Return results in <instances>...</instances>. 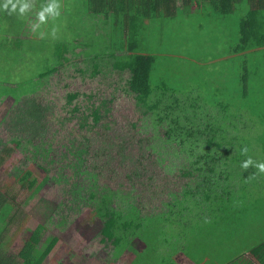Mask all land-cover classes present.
Here are the masks:
<instances>
[{
    "label": "rangeland",
    "instance_id": "1",
    "mask_svg": "<svg viewBox=\"0 0 264 264\" xmlns=\"http://www.w3.org/2000/svg\"><path fill=\"white\" fill-rule=\"evenodd\" d=\"M28 2L30 8L24 15L15 12L9 14L7 10L0 11V158L3 159L0 163V191L10 201L3 218L14 216L3 235V242L8 244L6 257L15 258L31 233L37 226L42 225L46 228L42 243L47 239H58L44 264H130L141 247L142 253L134 264H170L172 261L168 263L165 260H170L176 250L184 256H191L192 260H200L201 264H237L245 260L251 263L252 257L249 253L252 248L264 243V184L259 176H256L251 187L248 185L245 192L235 190L234 194L245 195L244 199L238 202L234 198L231 203L221 206L220 215L210 216L220 223H210L207 218L200 216L199 209H190L193 208L190 202L185 203L184 200L178 207L166 205L162 208L168 192H178V186L183 181L172 177L169 170L163 176L164 169L161 170V165L157 163L159 156L149 149L140 156L139 145L132 143L129 161L122 160L121 166L116 163L117 167L111 161V158H117V146L109 145V140L104 139L105 130L100 125L91 127L92 119L88 120L86 128L82 127V113H90L88 106L100 105L101 101L114 96L113 111L106 115V120L103 119L118 133V140L114 142L119 144L129 133L133 135L130 127L132 123L137 124V129L147 125L145 130L148 135H144L147 136L146 141L151 136L155 144L158 142L150 117L145 116L142 113L144 110L137 107L133 97L123 90L126 87L127 74L121 76L113 73L112 76L103 75L90 80L89 73L82 76L75 73L78 67H88L87 71L93 70L95 60L91 58L95 54L109 53L111 49L108 48L107 38L114 30L113 20L107 22L102 14L97 20L109 25L102 27L96 24L78 33L76 26L79 25L83 13H75L73 7L65 15L60 13L59 16L48 18L32 28L36 18H30V15L36 14L38 8L31 5V0ZM78 15L80 16L75 17ZM235 21L237 18L233 19ZM154 23L159 25L161 22L157 20ZM168 23V27L161 30L155 25L150 26L144 34L147 44L152 46V52L158 59L169 56L179 59L176 64L184 77L190 79L184 80L182 86L180 84L183 90L191 91L195 94L194 98L204 94L212 103L219 99L218 93L224 91V86L225 90L238 89L236 73L242 65V55L235 54L230 61L223 54L214 61L210 60L216 56L214 52L208 51L211 45H215L210 43L209 38L215 30L212 23L202 25L201 29L195 30L196 34L187 27L180 31L175 27V31H171L172 23ZM23 24L25 26L20 27ZM227 30L231 32L228 28ZM22 39L26 43H20L19 40ZM28 46L30 48L26 51L25 47ZM63 49L67 50L71 63L68 66L59 59ZM98 62L102 65L101 70L104 69L107 62L102 60L96 63ZM247 63L251 74L246 103L252 106V109L242 113L247 120V130L242 126L239 128L243 129L240 130L241 135H245L238 141H234V133L229 131L231 138H227V142L234 145L230 148V156L245 159L251 157L254 163L264 162L262 51L255 52L254 57L252 53L249 54ZM99 64L96 65L101 66ZM50 69H57V74L40 78L42 73ZM227 79L231 82L222 85ZM115 83H119L116 90ZM74 92L81 93L79 100L67 105V94ZM183 93L184 91L181 94ZM90 96H93L92 100ZM236 99L237 96L233 95L232 101ZM36 104L41 106L40 110L43 108L39 110L42 118L39 136L36 132L33 133L36 125L33 126L31 121H26L23 125L21 120L24 119L23 114L27 115L28 109L33 110ZM74 104H78L83 112L72 117L70 111ZM234 108L237 110V104ZM207 111L211 114L218 112L212 105ZM35 130H38L37 127ZM163 131L164 129L159 131L161 136ZM48 146L52 147L50 152ZM242 148H247V151L241 152ZM168 149H171L170 146ZM79 150H86V154H83L84 169L99 175V188L116 190L122 184V188L133 190V194L139 196L144 203V209L151 212L156 210V218L143 224L135 240L119 258L100 241L102 222L91 214L90 208L83 207L85 202L83 204L71 192L77 182L85 190L91 186L85 176L75 177V171L67 167L74 162L78 163ZM225 163L227 162L216 163L212 170L216 172L219 166H228ZM132 166L139 168L141 174L145 172L144 175H150L153 170L152 176L156 177V181L163 176L174 187L167 192L163 190L158 195L162 202L154 203L148 198L150 186L139 183L131 188L126 181L124 176L131 174L128 170ZM26 173L34 177L35 185L32 188L29 187V181L26 183L23 179ZM54 177L56 180H53ZM234 181L236 182L235 178ZM162 183L163 180L160 181ZM188 183L192 185L189 188L194 187V179L188 180ZM195 193L192 201H201L199 197L205 195L201 191ZM155 205L159 208H154ZM235 208L236 211H233ZM226 213H229L226 219L233 223L231 227L223 221ZM188 225L191 226L190 233ZM140 232L143 234H139ZM187 238H190L189 241ZM221 238L223 242L220 241ZM213 249H216L215 255L205 252ZM176 260L182 264L180 255H176Z\"/></svg>",
    "mask_w": 264,
    "mask_h": 264
},
{
    "label": "trees",
    "instance_id": "2",
    "mask_svg": "<svg viewBox=\"0 0 264 264\" xmlns=\"http://www.w3.org/2000/svg\"><path fill=\"white\" fill-rule=\"evenodd\" d=\"M87 5L89 7L91 5L92 9H102L105 17L111 13L119 16L120 20L111 19L114 30L108 34L107 38L111 45H109L111 49L108 51L109 53L95 54L91 58L95 60L93 70L87 71L88 67L85 69L78 67L75 73H79L81 76L89 73L90 80L103 75L112 76L113 73H118L121 76L127 74L126 87L123 90L133 97L137 107L144 110L142 113L150 117L151 127L158 142L155 144L151 136L146 141L147 136L144 135H148L145 130L147 125L137 129L136 123L130 125L133 135L129 133L128 137L119 144L114 142L118 140V133L109 123L103 121L106 115L113 111L114 96L101 101L100 105L88 106L90 113L83 112L78 104H74L70 111L72 117L83 112V128H86L88 120L92 119L91 127L100 125L105 130L104 139L109 140V145L116 144L115 146H117V158H111L115 165L117 163L121 166L122 160L129 161V153L132 149L130 144L132 143L139 145L140 156L144 155L146 149L159 156L160 159H157V163L161 165V170L164 169L163 176L168 173L165 171L169 170L172 177L183 181L182 185L177 187L178 192H168L166 200L162 202V208H165L166 205L178 207L185 201V203L190 202L191 206H195L190 209H199L196 207L208 199L205 200L202 197L208 195L219 203L217 207L214 205L210 208V212L220 215L221 206L227 202L231 203L230 201L235 197L234 188L231 189L230 185L234 178L236 187H238L237 192L238 190L245 192L248 184L244 185L246 184L244 182L250 176H264V172L259 171L253 164L242 168L240 165L245 158L230 156L232 154L230 148L234 145L227 142V138H231L229 131L234 133V141H238L241 136L245 135H241L240 130H243L242 128L247 130L246 117L242 116L245 110L252 109V106L246 103L251 74L247 60L249 54L252 53L254 57L255 52L259 51H262L264 56V0H96V2H92V4L89 2ZM234 18H237V21L233 22ZM157 20L161 22L159 25L154 23ZM168 22L172 23L171 31H175V27H178V31L187 27L194 34H196L195 30L201 29L202 25L212 23L215 30L209 38L210 43L215 45H211L208 51L214 52L216 56L210 60L214 61L222 54L228 61L234 59L235 54L242 55V65L236 73L238 89L227 88L230 90L227 91L224 86V91L218 93L219 99L212 103L204 94L194 98L195 94H192L191 91L183 90L181 83L189 78L184 77L176 64L179 59L171 56L165 57L166 59H158L152 52V46L147 44L144 34L148 27L155 25L161 30L168 27ZM84 26L80 28L85 30ZM227 28L231 32H228ZM29 48L28 46L26 51ZM66 52L67 50L63 49L59 59L62 64L66 62L68 66L71 63ZM102 60L107 64L101 70L102 65L96 62ZM160 60L163 61L160 62ZM62 64L61 67H63ZM57 72V69H50L46 73H42L40 78L52 76ZM172 74L174 78L170 80ZM172 82L175 83L172 84ZM226 82L231 81L230 79L224 80L222 85H225ZM114 88V90L118 89L119 83H115ZM182 91H184V95L181 94ZM233 95L237 96L235 101H232ZM80 96L79 92L67 94L66 104L71 105L78 101ZM92 99L93 96H90V100ZM236 104L237 110L234 108ZM210 105L216 108L218 111L216 114L207 111ZM40 108L39 104L34 105L33 110L28 109L27 115L23 114L24 119H21L23 125L26 121H31L33 126L36 125L38 130L33 127V133L36 132L38 136L39 129H42L40 111L43 108L41 110ZM241 126L242 128L239 129ZM161 129H164L162 136L159 133ZM19 144L21 143L19 142ZM169 146L171 149H168ZM48 150L50 152L52 147L48 146ZM84 153L86 154V150H79L77 153L78 163L74 162L67 167L75 171V177L85 176L91 186L85 190V187L77 182L74 183L71 192L83 204L85 202L83 207L90 208L91 214L102 222L100 241L108 251L115 252V256L118 257L135 240L143 224L156 218V212L144 209V203L139 199V196L133 194V190L127 191L122 188V184L116 190H111L108 187L99 188V175L84 169ZM2 160L0 158V163ZM222 162H227L225 165L228 164V166H219L218 170L214 172L212 167L216 163L221 164ZM128 172L131 174H125L124 177L130 184L129 186L134 188L139 183L150 186L148 198L152 200L159 197L158 195L163 190L167 192L174 187L171 186V181L163 176L159 181H156V177L152 176L153 170L150 175H144L145 172L141 174L139 168L132 166ZM60 178L62 179V176ZM23 179L26 183L29 181L30 188L35 185L32 174L26 173ZM191 179H194L195 183L193 188H189L192 185L188 183V180ZM53 180H56V177ZM161 180H163L162 184H160ZM249 180L251 181V178ZM195 191L205 194L199 197L202 199L201 201H192L193 194L196 196ZM84 192L87 193L84 194ZM184 197L186 198L184 199ZM9 202L7 196L0 191V221L4 219L0 224V264H44L58 239H47L42 243V237L46 230L42 225L37 226L31 233L15 258L6 257L8 244L3 242V235L14 219V216L9 219L3 218ZM233 211H236V208ZM228 215L229 213L224 214L223 221L226 224L229 223L231 227L233 223L230 219L229 221L226 219ZM212 221L215 224L220 223L215 218ZM222 239L221 242L224 241ZM107 245L110 246L107 247ZM216 249L205 250V252L215 255L214 250ZM249 254L256 264H264V243L254 246Z\"/></svg>",
    "mask_w": 264,
    "mask_h": 264
},
{
    "label": "crops",
    "instance_id": "3",
    "mask_svg": "<svg viewBox=\"0 0 264 264\" xmlns=\"http://www.w3.org/2000/svg\"><path fill=\"white\" fill-rule=\"evenodd\" d=\"M33 3H31V5H34V7H37L38 8V11L40 10V8H41V5L42 4H46L47 2H49V0H31ZM57 2H58V4H59V12L61 13V14H63V15H65V13L68 11V9H70V8H73L74 7V12L75 13H83V17H82V19H81V21H80V23L82 22V24H80L79 23V25L78 26H76V30H77V32L79 33V29H81L80 27H82V26H84V24H86V26H84V27H86L85 28V30H87L88 28H91L92 26H95L96 24L97 25H101L102 27L103 26H106L108 23L107 22H109L112 18H114V19H118V20H120V17L119 16H116V15H114V14H109V15H107V17H105V19L107 20V22L106 23H104L102 20H97V19H99L101 16H102V14H104L103 12V10L101 9H92V8H90L91 7V5H90V7H89V5H87L89 2L92 4V2H96V0H57ZM78 4H80V6L78 5ZM80 15H78V16H75V17H79ZM105 16V15H104ZM30 18H36V15H35V13H32L31 15H30ZM84 22V23H83ZM109 25V24H108ZM23 26H25V24H23V25H21L20 27H23ZM23 29V28H22ZM81 30H83V29H81ZM26 33H28L27 31H26ZM10 35H11V33H10ZM21 35V34H20ZM79 35V34H78ZM12 36H13V32H12ZM23 36H24V34H23ZM25 38V37H24ZM20 41V40H19ZM27 41V40H26ZM20 42H23V43H26L25 42V40L24 39H22ZM29 42H31V41H29ZM109 43V45H110V42H108ZM111 46V45H110ZM110 46L108 47V48H110ZM28 48V47H27ZM26 48V49H27ZM228 176V175H227ZM251 178V181L249 180ZM255 178H256V176H250L244 183H246V184H244V185H249V181H250V186L249 187H251V185L254 183V181H255ZM259 179L261 180V182L264 184V176L262 175V176H259ZM231 189L232 188H234V192H235V190L237 189V187H236V183L234 182V180L233 181H231ZM248 187V188H249ZM247 188V189H248ZM236 192H237V190H236ZM234 198H237V200H238V202L243 198V196H245V195H240V196H238V195H236V194H234ZM167 198H169V197H167ZM203 198H205V200L207 199V200H209V199H211V200H209V201H205L203 204H199L198 205V207H196V208H199V210H200V216H203V217H205V218H207L209 221H210V223H214L212 220H214V218H211L210 216L211 215H216V214H213V213H211L210 212V208H212L214 205L217 207V205H219V203L218 202H216L217 200L216 199H213V198H211L210 196H208V195H206V197H202V199ZM233 198V199H234ZM171 199V198H170ZM244 199V198H243ZM152 201H154V203H157V204H159L160 202H162V201H160V199H159V197H157L156 199H154V200H152ZM171 201H172V199H171ZM229 201V200H228ZM245 202H246V200H244ZM192 207H195V206H192ZM154 208H159V206L158 207H156V205L154 206ZM189 208V207H188ZM184 209H186V208H184ZM187 211H189L188 209H186ZM155 212H156V210H155ZM230 224L228 223V226H229ZM191 230V226L190 225H188V232ZM190 233V232H189ZM188 239V241H189V239L190 238H187ZM129 247V246H128ZM127 247V248H128ZM126 248V249H127ZM126 249H125V251H126ZM124 251V252H125ZM123 252V253H124ZM123 253H121L119 256H118V258L119 257H121V255L123 254ZM142 253V247H141V250H140V252H138L136 255H135V258L132 260V262H130V264H134L135 263V261L138 259V257H139V255ZM176 255H180L181 256V260H182V264H201L200 262V260H198V259H195V258H193V260L192 259H190V258H192L191 256H188V255H186V256H184L183 255V253L182 252H176L174 255H172V256H170V260H165V262L166 261H168V263H169V261H172V264L174 263V264H180L177 260H176ZM48 258V257H47ZM251 263H249L248 261H244V262H240V263H237V264H247V263H249V264H256L254 261H253V259L250 261ZM45 263V262H44ZM171 264V263H170ZM231 264H233V263H231Z\"/></svg>",
    "mask_w": 264,
    "mask_h": 264
},
{
    "label": "clouds",
    "instance_id": "4",
    "mask_svg": "<svg viewBox=\"0 0 264 264\" xmlns=\"http://www.w3.org/2000/svg\"><path fill=\"white\" fill-rule=\"evenodd\" d=\"M30 8V3L28 0H0V11L7 10L9 14L15 12L18 15H24ZM59 4L57 0H49L46 4L42 5L40 10L36 12V23L32 25L35 28L36 24H41L48 18H54L59 16ZM55 29H53V32ZM247 148H242L241 152H246ZM250 164L254 166L261 172H264V162L254 163L251 157L243 160L241 162L242 168H247Z\"/></svg>",
    "mask_w": 264,
    "mask_h": 264
}]
</instances>
